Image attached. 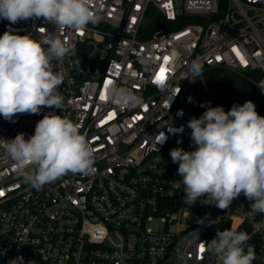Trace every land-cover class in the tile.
Segmentation results:
<instances>
[{"label": "built area", "instance_id": "2783aa9c", "mask_svg": "<svg viewBox=\"0 0 264 264\" xmlns=\"http://www.w3.org/2000/svg\"><path fill=\"white\" fill-rule=\"evenodd\" d=\"M92 2L96 24L57 32L76 46L62 64L53 61L64 75L63 109L43 107L13 121L0 116V139L21 132L28 139L55 111L86 135L93 170L36 189L0 160V264L17 256L24 264H220L206 244L226 229L246 232L253 264H264V214L253 213L243 194L225 210L207 196L184 204L179 165L169 155L177 147L195 150L187 127L193 117L181 100L194 61L202 66L194 78L212 68L233 71L259 94L255 106H264V0ZM9 27L37 40L56 31L42 18L0 20V35ZM161 67L163 91L153 83ZM108 81L142 103L123 109L102 100ZM161 133L166 140L156 144Z\"/></svg>", "mask_w": 264, "mask_h": 264}, {"label": "clouds", "instance_id": "9594fccd", "mask_svg": "<svg viewBox=\"0 0 264 264\" xmlns=\"http://www.w3.org/2000/svg\"><path fill=\"white\" fill-rule=\"evenodd\" d=\"M32 18L54 24L56 31L40 40L15 34L11 27L0 35V116L8 121L17 114H40L43 107L63 109L58 89L64 75L54 70L53 61L62 64L75 55L76 46L57 32H81L99 20L92 0H0V20L11 25ZM201 71V64L194 61L185 78L193 81ZM153 83L162 91L168 89L165 79ZM103 97L123 109L142 103L134 91L112 81ZM201 107L206 111L187 123L195 150L177 147L169 153L179 165L183 203L191 207L207 196L209 204L225 210L243 194L252 201L253 213L264 214V116L252 101L234 104L228 111L208 103ZM165 140L163 133L156 136V144ZM94 159V149L78 123L55 111L43 115L28 139L22 132L14 139H0V160L10 161L18 176L36 189L68 173H90ZM249 239L246 232L226 229L206 247L220 264H253L256 254ZM8 264H24V258L17 256Z\"/></svg>", "mask_w": 264, "mask_h": 264}, {"label": "trees", "instance_id": "16d2710c", "mask_svg": "<svg viewBox=\"0 0 264 264\" xmlns=\"http://www.w3.org/2000/svg\"><path fill=\"white\" fill-rule=\"evenodd\" d=\"M220 68H212L204 78H193L188 80L183 88L181 100L188 108L192 117L199 118L206 108L201 104L208 103L214 107L216 101L222 106H228L229 87L222 77ZM252 84L245 83V89H251ZM261 116H264V106H262Z\"/></svg>", "mask_w": 264, "mask_h": 264}, {"label": "water", "instance_id": "95a60500", "mask_svg": "<svg viewBox=\"0 0 264 264\" xmlns=\"http://www.w3.org/2000/svg\"><path fill=\"white\" fill-rule=\"evenodd\" d=\"M222 77L229 84L232 106L243 105L246 101H252L255 105L258 103L259 94L254 89L245 91V82L237 73L226 70L222 72Z\"/></svg>", "mask_w": 264, "mask_h": 264}, {"label": "snow or ice", "instance_id": "6c2138e0", "mask_svg": "<svg viewBox=\"0 0 264 264\" xmlns=\"http://www.w3.org/2000/svg\"><path fill=\"white\" fill-rule=\"evenodd\" d=\"M43 30V29H42ZM166 60L168 59L167 57L165 58ZM165 72H166V69L161 67L160 70H159V73L157 74L156 76V80H164L165 79ZM109 83L111 81H108ZM101 99H104L103 95H101ZM0 195H3V193H0ZM203 245L201 246V250H203Z\"/></svg>", "mask_w": 264, "mask_h": 264}, {"label": "flooded vegetation", "instance_id": "af4514ba", "mask_svg": "<svg viewBox=\"0 0 264 264\" xmlns=\"http://www.w3.org/2000/svg\"><path fill=\"white\" fill-rule=\"evenodd\" d=\"M228 87H229V84H228ZM244 90L248 91L249 89H245L244 88ZM230 107H232V101H231V94H230V87H229V97H228V106H227V108H230Z\"/></svg>", "mask_w": 264, "mask_h": 264}, {"label": "rangeland", "instance_id": "374dc122", "mask_svg": "<svg viewBox=\"0 0 264 264\" xmlns=\"http://www.w3.org/2000/svg\"><path fill=\"white\" fill-rule=\"evenodd\" d=\"M215 106H222L218 101H216L215 102V104H214V107ZM262 106H258V107H256V111L260 114L261 112H262Z\"/></svg>", "mask_w": 264, "mask_h": 264}]
</instances>
